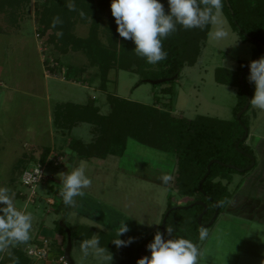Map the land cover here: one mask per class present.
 Here are the masks:
<instances>
[{
  "label": "rangeland",
  "instance_id": "rangeland-1",
  "mask_svg": "<svg viewBox=\"0 0 264 264\" xmlns=\"http://www.w3.org/2000/svg\"><path fill=\"white\" fill-rule=\"evenodd\" d=\"M110 4L111 0H0V187L10 189L12 197L16 192L27 194L28 204L18 199L15 206L32 215L30 236L34 234L37 237L46 233L45 238L49 240L51 248L48 259L50 264H62L59 258L61 255L63 258L65 256L69 235L74 264H121V257L106 251L104 257L91 252L85 256L80 249V243L84 240L78 239L76 235H85V232L89 233L93 228L96 231L94 237L102 232L117 234L124 222L130 230L122 237L126 240L134 237L133 244L137 250L160 232V224L169 207V196L172 198L173 208L194 202L196 197H181L176 190V180L179 177L177 157L155 149L161 114L171 113L177 119L189 121L197 117H209L225 122H239V90L237 87L217 83L216 71L225 69L237 72L239 62H251L258 51L255 43L242 41L226 11L222 10L218 17L219 24L212 25L208 41L203 46L195 67H186L180 78L170 83L157 86L148 82L140 84L144 80L141 75V66L144 64L142 57L135 55L132 65L120 60L121 54L115 63L108 60L106 63L93 62L90 65L82 50H73V39L88 40L95 28V21L100 22L98 38L101 44L105 50H112L109 42V20L113 19ZM81 12L84 13L83 16ZM57 17L60 22L53 27ZM220 26L228 32V36L216 40L211 33ZM125 41L124 39L123 42ZM120 50L121 48L118 49L119 52ZM122 50L129 53L125 47ZM76 65L78 68L82 66L81 69ZM121 65L128 66L130 71L123 69ZM153 66L152 70L155 71L157 65ZM85 68H88L87 72L83 70ZM103 70L107 71L106 82L102 80ZM70 75H75V78H70ZM95 75L98 76V86L95 88V83L91 84L93 91L60 84L72 81L74 86L84 87L88 82L97 81L94 80ZM160 78L162 77L154 72L148 74L146 81L164 80ZM165 90H172V95L162 93ZM112 99L138 103L144 110H134L128 104L122 110L128 119L131 118L128 122H133L124 159L110 157L106 160H94L98 163L96 165L94 161L81 165L91 180V184L83 191L95 198L96 205L101 210L88 208L89 214L96 217L89 218L84 215L87 213L85 208L74 212L69 209L66 223L71 231L61 220L62 210L58 211L62 206V176L71 172L64 154L72 156L78 139H82L84 145L90 144L94 135L89 131L94 127L79 123L81 126L74 129L78 124H71L73 117L70 113L73 111H68L67 103H79L92 108L98 105L104 115L106 109L108 114L113 109ZM147 112L151 114L145 119ZM154 115L156 119L153 121ZM242 121L247 123L251 133L255 130L254 125L263 130L264 111L251 105ZM71 138L77 140L69 147L67 142ZM60 158L64 161L61 162ZM238 160L227 161L239 169L238 165H247L245 160ZM40 165L45 169L46 179L38 185L35 197L32 198L31 191L21 183L22 172ZM165 174L172 176L168 184H163L160 180ZM221 175L228 180H218L216 183L226 186L230 195L247 178L244 173L236 171H224ZM48 198H52L53 203ZM228 208H223L222 211ZM97 209L100 211L98 214ZM199 212L200 209L192 208L176 211L174 215L190 222V218L193 219ZM212 212L211 208L208 216L199 224L201 229L209 233L208 238L201 241L199 249L202 252L213 249L212 254L206 253L205 260L206 257L207 261L211 257L218 264H264V260L258 256L264 252V241H261L264 240L263 227L255 224L245 226L239 219H223L221 215L212 227L204 228L211 224L216 213L212 216ZM59 224L64 231L58 227ZM255 240H259V243L253 245ZM34 241L37 242L38 239ZM13 248L17 249L18 245ZM28 249L29 246H20L19 254L27 261L23 264H47L48 261L28 257ZM10 253L11 251L9 256ZM110 255L111 261L105 259ZM131 257L136 260V251L132 252ZM128 262L133 264L130 260ZM0 264L4 263L1 261Z\"/></svg>",
  "mask_w": 264,
  "mask_h": 264
},
{
  "label": "trees",
  "instance_id": "trees-1",
  "mask_svg": "<svg viewBox=\"0 0 264 264\" xmlns=\"http://www.w3.org/2000/svg\"><path fill=\"white\" fill-rule=\"evenodd\" d=\"M161 2L164 4L165 11L167 12V0H161ZM222 10L226 11L234 30L240 34L244 43L252 42L258 45V51L252 61H254L255 58L260 57L264 53V0H228V2L224 0ZM95 22V28H92L93 30L91 31L92 33L88 40L82 41L78 39L76 40L75 38L73 39L75 44L72 46L73 50L76 52L82 50L88 57L90 65L93 62L98 64L106 63L108 60L115 63L119 60L120 54V60L123 59L124 63L131 65L134 64L132 61L133 58H136L135 55H137L134 50L135 45L131 40L123 42L124 38H119V34L116 31L117 25L115 23V18L113 17L112 20H109V23L111 24L109 31V42L110 47H112L111 51L105 50L106 48L101 44V41L98 38L100 22ZM211 28L212 25H209L203 30H185L178 25L177 31L163 41V50L167 53V57L156 63L157 69L155 71L152 70L154 67L153 64H149L146 58H143L144 64L141 66V75L144 76V80H142L140 84L146 83L148 74L154 72L162 77L160 79L169 80V82L166 83H170L174 81L175 77L179 79L186 67H195L201 56V50L208 41ZM119 42L121 43V46H119ZM124 47L129 53L122 50ZM119 48H121L120 51L122 53L118 51ZM133 53L135 54L133 55ZM249 64L250 62L247 63L240 61L237 72L225 69H218L216 71L217 83L238 88L240 99L237 113L242 111L246 106L248 96L252 98L254 95V84L247 80L249 75ZM121 66L123 69L130 71L128 66ZM242 76L245 90L241 84ZM102 80L104 82L107 81V71L105 70H103ZM162 93L165 95H172V90H165ZM111 101H113V109H111L110 114L107 116L101 115L99 109L92 108V106L83 109L80 106H68V111H73L70 113V116L73 117L71 124L87 123L94 127L96 140L93 144L82 145L81 143L76 142V146H74V152L78 153L80 159L98 161L106 160L110 157L122 158L127 153L129 136L132 134L133 122H128L131 118L128 119V116L125 115L122 110L127 104L133 106L135 108L134 110H144V107L120 99H112ZM149 113L151 114V112H147L145 119L150 115ZM154 119H156L155 115L152 120L154 121ZM161 119L162 121L159 125V133L155 149L162 153L174 154L177 157L179 168V177L176 180L177 192L184 198L196 197L194 202L187 204V206L192 205L197 201H201L208 206V213L212 208V216L217 209L215 203H218L221 214L223 208H227L233 201L234 194L230 195L226 186L221 183H216V181L228 180L225 178L226 176L221 175V173H224V171L232 173L234 170L226 169L220 165H214L211 168V175L203 185V191L205 194L201 193L199 187L201 181L208 172L207 167L209 163L213 160L232 166L227 160L237 162L239 161V158L240 160H245L247 162L245 167L238 165L240 169L245 170L250 166L251 160L239 154L236 150L237 143L240 142L245 135L243 126L239 124L237 120L236 122H225L209 117H197L195 120L189 121L186 119H177L173 117L171 113L161 114ZM242 122L248 127L246 122ZM240 149L241 151L254 156L253 151L246 145V142L241 143ZM246 174L247 173H244V176ZM171 199V196H169V207L163 216V220L166 214L173 209ZM210 199H212L213 202H211ZM61 205V208L58 209L59 212L62 210L61 220H63L64 224L71 229L66 223L69 206L64 204L62 196ZM194 208L200 209V212L193 219L190 218V222L182 218H176V215H174L176 214V211L171 213L167 219L166 228L171 227L173 233L172 237H170L166 232L167 239L182 237L193 242L198 248L200 247L201 240L199 239V233L201 228L199 226L198 218L204 212V208L197 206ZM208 213L204 218L208 216ZM163 220L160 224V233ZM58 227L64 231L60 224ZM95 232L96 231L93 228L89 233L85 232V235L78 234L76 237H78V239L88 240L95 236ZM97 237L100 240L101 247H103L106 252L123 259L121 264H128L129 260L133 264H137L144 247L152 242V239H149L135 250L136 248L133 243L130 246L117 247L113 242L118 239L117 234L102 232ZM74 238L75 237L72 233V239L74 240ZM120 239L126 240L122 236ZM34 243L36 242H31L30 244ZM65 247L67 248V245H65ZM133 251H136V260H133V257H131ZM19 252L20 245H18L17 249L13 248L10 254H13V256L17 257L21 262L23 261L27 263L26 258H24L23 255H20ZM144 256H150V252L147 251Z\"/></svg>",
  "mask_w": 264,
  "mask_h": 264
},
{
  "label": "clouds",
  "instance_id": "clouds-1",
  "mask_svg": "<svg viewBox=\"0 0 264 264\" xmlns=\"http://www.w3.org/2000/svg\"><path fill=\"white\" fill-rule=\"evenodd\" d=\"M224 0H167L168 11H165L161 0H111V15L115 18L117 33L125 40H131L138 56L146 58L149 64H156L167 57L163 50V41L177 31V26L185 30L205 29L209 25H218V17L223 9ZM84 13L81 12V16ZM57 17L53 27L59 23ZM211 36L216 40L225 39L228 32L217 27ZM248 81L254 84V95L250 104L264 111V57L251 61L248 65ZM160 180L168 184L172 180L169 174L162 175ZM63 188L60 195L65 205L74 206L75 198L85 195L83 189L91 184L83 167L63 176ZM142 223V222H141ZM32 215L18 210L13 203L10 189L0 187V251H4L30 240ZM124 222L117 232L118 239L113 241L117 247L130 246L134 237L127 240L120 237L129 232ZM168 236L172 237L173 229L166 228ZM209 233L201 229L199 239H207ZM80 249L85 256L90 252L104 257L105 249L101 247L98 237L84 240ZM150 256H144L137 264H198V259L204 253L190 240L185 238H168L157 232L151 243L147 245ZM112 260V256L105 257Z\"/></svg>",
  "mask_w": 264,
  "mask_h": 264
},
{
  "label": "crops",
  "instance_id": "crops-1",
  "mask_svg": "<svg viewBox=\"0 0 264 264\" xmlns=\"http://www.w3.org/2000/svg\"><path fill=\"white\" fill-rule=\"evenodd\" d=\"M76 67L78 68L77 65H76ZM80 67H82V66H79L78 69H81ZM85 67H87V66L85 65ZM83 70H86V72H87L88 68L87 69L85 68ZM86 72L85 73L83 72V73L86 75ZM78 73H80V72H78ZM70 78H75V75H70ZM85 78H86V76H85ZM95 79H97V81L88 82V85L84 86V87L78 86V85L74 86V83L72 81H65V83L61 82L60 84H63L65 86H72L75 88H83L85 91H93L94 88L91 86V84L95 83V88H97L96 87V86H98V85H96L98 83V76L97 75H95L94 80ZM83 80H84V78H83ZM101 90H103V89L101 88ZM96 91H97V89H96ZM94 98L95 97H93V99ZM67 104L68 105H74V106H80L82 109L86 108L83 106V104H79V103H76V104L67 103ZM136 104H138V103H136ZM96 108L99 109L100 114H101V111H102L101 107L96 105ZM106 110L108 111V109H106ZM107 111L104 114V116L108 115ZM101 115H103V114H101ZM255 123H257V119H255ZM80 126L81 125L78 124L74 129H77ZM254 126H256V127H255V130H253V133L250 132V128H249V136H248V139L246 141V145L249 146L251 148V150L253 151V155L256 159V166L254 167V169L251 170L250 173H247L245 175V177H247L246 181H244L243 184L240 185V188H238V190H236V192L233 193L234 198H233V201L231 202V204L228 206L229 208L226 211L225 210L222 211V213L219 215L218 219L220 218L221 215H222L223 219L233 217L234 219H239V220L243 221L245 226L246 225H252V226L258 225L259 227H263L261 229H264V129L263 130H262V128L259 129V127L257 125H254ZM90 127L92 128V126H90ZM89 133L94 135V139H92L93 141L90 143V144H93L94 141L96 140L94 129L92 128L91 132L89 131ZM74 140L76 141L77 139L71 138L70 141L67 142L69 147H71V144L74 142ZM78 143H81L82 145L85 144L82 141V139H78ZM90 144H88V145H90ZM126 155H127V153L124 155V157L119 158V159H121V160L124 159L126 157ZM61 156H63V154ZM64 157L67 158L66 162L68 163V167L70 168L71 171L75 170L76 168L81 167V165L83 163L89 164L90 162L93 163V161H94V160H92V161L82 160V159H80L78 153H76V152L72 153V156H69V157H68V155L64 154ZM99 162H104V161H99ZM95 163L98 164L96 161H94V165H96ZM11 196H12V193H11ZM27 198H28L27 194L23 193V192H16L15 196L12 197L14 205L16 204V200H18V199H22L23 201H25L28 204ZM51 199L49 200V198H48L47 200H49V201H51V203H53V200H51ZM96 204L97 203H96L95 198H93L90 194L85 193V195L82 197H76L75 198V205L69 206V209H70V212H74V210H76V209L78 210L79 208H85L87 213H84V215L88 216L89 218H96V217H93L92 214L90 215L88 212V210H89L88 208H99V206ZM29 205H31V204H29ZM34 205H36V204H34ZM99 212L100 211L97 209V214ZM91 220H93V219H91ZM253 224H255V225H253ZM252 226H250V228H253ZM44 233L45 232L41 233L40 236L37 235V237H36V235L34 236V234H33L32 236H30L32 239L30 238V240L28 242L23 243V244H19V245L20 246H23V245L31 246L33 244H30V243L35 242L34 240L38 239V241H41L42 239H45L46 233L45 234ZM34 237H36V238H34ZM261 241H264V240L262 239ZM252 243H253V245L258 244L259 240H255ZM11 250H12V247L9 249H6L4 251H0V262L2 261L4 264H23V261L21 262L17 257H14L13 254H10V256L8 255L9 251H11ZM263 251H264V247H263ZM208 252L212 254L213 249H209V251L208 250L204 251L203 252L204 255L198 259V264H218L217 261H214L211 257L208 258V261H207V257L205 260V255ZM216 254H218V253H216ZM258 256L264 260V252L258 254ZM61 258H63V257L60 256L59 259L61 260ZM47 264H50L49 261L47 262ZM220 264H222V263H220Z\"/></svg>",
  "mask_w": 264,
  "mask_h": 264
},
{
  "label": "water",
  "instance_id": "water-1",
  "mask_svg": "<svg viewBox=\"0 0 264 264\" xmlns=\"http://www.w3.org/2000/svg\"><path fill=\"white\" fill-rule=\"evenodd\" d=\"M228 2V0H226ZM229 6V5H228ZM261 57H264V54H262ZM260 57V58H261ZM259 58V59H260ZM175 80L177 79L174 78ZM169 80H161V81H147L148 83L154 85V86H157V85H160V84H164L166 82H168ZM241 84H242V87L244 88V82H243V76L241 77ZM245 90V88H244ZM250 100H251V97L248 96V102L246 104V106L244 107V109L240 112V114L238 115V120L240 122V124L243 126V129L245 131V135L244 137L241 139L240 142L237 143L236 145V149L237 151L239 152V154L245 156L246 158H248L249 160H251V165L245 169V170H242V169H239V168H236L234 166H231V165H225V164H222L221 162L219 161H216V160H213L209 163L208 167H207V174L206 176L204 177V179L201 181L200 183V191L202 194H205L204 191H203V185L205 184L207 178L211 175V168L212 166L214 165H220V166H223L224 168L226 169H230V170H234L236 172H240V173H246L248 171H251L252 169H254V167L256 166V159L254 156L250 155V154H247L243 151L240 150V145L241 143L245 142L249 136V129L243 124L242 122V117L244 116V114L250 109L251 107V104H250ZM211 202H213V200L211 199L210 200ZM196 206H200V207H203L204 208V212L201 214V216L199 217V224H202L203 222V218L206 216V214L208 213V206L206 204H204L203 202H196L192 205H189V206H184V207H176V208H173L171 209L165 216L164 220H163V224H162V229H161V233L164 234L165 236V239H167L166 237V225H167V219L169 218V216L171 215V213L175 212V211H181V210H189V209H192ZM215 206H216V213H215V216L213 217L212 219V222L210 225L208 226H204V228H210L212 227L215 222L217 221L219 215H220V207H219V204L218 203H215ZM147 245L144 247V249L142 250L141 254H140V258L144 257L145 253L147 252ZM71 252H72V244H71V235H69V243H68V246L65 250V259L67 260V262L69 264H74L72 259H71Z\"/></svg>",
  "mask_w": 264,
  "mask_h": 264
},
{
  "label": "built area",
  "instance_id": "built-area-1",
  "mask_svg": "<svg viewBox=\"0 0 264 264\" xmlns=\"http://www.w3.org/2000/svg\"><path fill=\"white\" fill-rule=\"evenodd\" d=\"M60 161L63 162V158H60ZM56 165H58V163H56ZM45 179V169L40 165L38 167L24 170L22 172L21 183L25 188H28L31 191V197L33 198L35 197V190L38 185L43 183ZM50 253V242L46 238L29 246L27 252L28 257L35 258L37 261H48ZM60 262L62 264H69L65 257L61 258Z\"/></svg>",
  "mask_w": 264,
  "mask_h": 264
},
{
  "label": "flooded vegetation",
  "instance_id": "flooded-vegetation-1",
  "mask_svg": "<svg viewBox=\"0 0 264 264\" xmlns=\"http://www.w3.org/2000/svg\"><path fill=\"white\" fill-rule=\"evenodd\" d=\"M247 139H248V138H247ZM246 141H247V140H246ZM246 141H245V142H246Z\"/></svg>",
  "mask_w": 264,
  "mask_h": 264
}]
</instances>
